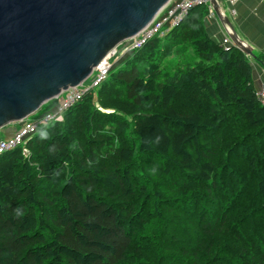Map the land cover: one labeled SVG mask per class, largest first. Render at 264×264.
Instances as JSON below:
<instances>
[{"label": "trees", "instance_id": "trees-1", "mask_svg": "<svg viewBox=\"0 0 264 264\" xmlns=\"http://www.w3.org/2000/svg\"><path fill=\"white\" fill-rule=\"evenodd\" d=\"M208 15L0 154V264H264V105Z\"/></svg>", "mask_w": 264, "mask_h": 264}, {"label": "water", "instance_id": "water-1", "mask_svg": "<svg viewBox=\"0 0 264 264\" xmlns=\"http://www.w3.org/2000/svg\"><path fill=\"white\" fill-rule=\"evenodd\" d=\"M169 0H0V128L80 85L98 62L151 22ZM245 55L219 0H209Z\"/></svg>", "mask_w": 264, "mask_h": 264}, {"label": "built area", "instance_id": "built-area-1", "mask_svg": "<svg viewBox=\"0 0 264 264\" xmlns=\"http://www.w3.org/2000/svg\"><path fill=\"white\" fill-rule=\"evenodd\" d=\"M227 1L233 4L236 0ZM198 5H207L209 14L213 13L209 0H169L149 24L142 28L133 37L126 40L127 44L122 52L139 49L152 37L165 34L171 28L176 26L191 8ZM231 12L234 13V10L232 9ZM228 47L229 46H225V48ZM118 56L119 53L116 47L109 51L94 67L89 82H87V78L80 85L62 91L53 99L56 101V104L55 108L51 111L24 119L12 136L0 139V154L23 144L24 141L32 136L41 126L60 119L63 112L79 101L85 93L95 89L106 79L113 60ZM257 96L260 102L264 105V87L257 92ZM25 151L26 150H24V152Z\"/></svg>", "mask_w": 264, "mask_h": 264}, {"label": "crops", "instance_id": "crops-1", "mask_svg": "<svg viewBox=\"0 0 264 264\" xmlns=\"http://www.w3.org/2000/svg\"><path fill=\"white\" fill-rule=\"evenodd\" d=\"M220 4L236 33L253 48L256 58L246 57L251 65L252 84L258 92L264 87V0H236L233 4L222 0ZM205 23L213 40L224 46L233 45L214 11ZM21 124L22 121L14 122L0 128V139L12 136Z\"/></svg>", "mask_w": 264, "mask_h": 264}, {"label": "rangeland", "instance_id": "rangeland-1", "mask_svg": "<svg viewBox=\"0 0 264 264\" xmlns=\"http://www.w3.org/2000/svg\"><path fill=\"white\" fill-rule=\"evenodd\" d=\"M219 1L222 2V0H219ZM126 44H127V42L124 41V42H122V44H119V45L117 46L118 53H121V52H122V50L125 48ZM190 58H191V59H194V60L197 59V57H195V56L193 55L192 52H191V54H190ZM89 81H90V76H89V78L87 79V82H89ZM40 108H41V107H40ZM40 108H39V109H40ZM33 115H34V114L30 115L28 118H31Z\"/></svg>", "mask_w": 264, "mask_h": 264}]
</instances>
